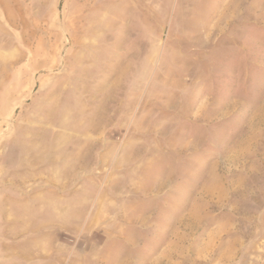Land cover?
Masks as SVG:
<instances>
[{
  "label": "rangeland",
  "instance_id": "1",
  "mask_svg": "<svg viewBox=\"0 0 264 264\" xmlns=\"http://www.w3.org/2000/svg\"><path fill=\"white\" fill-rule=\"evenodd\" d=\"M28 255L264 264V0H0V264Z\"/></svg>",
  "mask_w": 264,
  "mask_h": 264
},
{
  "label": "crops",
  "instance_id": "2",
  "mask_svg": "<svg viewBox=\"0 0 264 264\" xmlns=\"http://www.w3.org/2000/svg\"><path fill=\"white\" fill-rule=\"evenodd\" d=\"M131 1V3L135 6V7H138V8H142L144 6H146L147 4L149 3H154V4H158V2L160 0H129ZM163 1V0H162ZM21 257H23L24 255H20ZM28 264H33L32 261H34V258H35V255H28ZM47 257H50L49 255H45V258ZM22 259H25V258H22Z\"/></svg>",
  "mask_w": 264,
  "mask_h": 264
}]
</instances>
